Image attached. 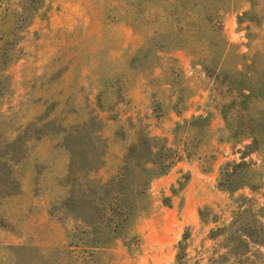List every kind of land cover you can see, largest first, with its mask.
Masks as SVG:
<instances>
[{"label": "rangeland", "instance_id": "obj_1", "mask_svg": "<svg viewBox=\"0 0 264 264\" xmlns=\"http://www.w3.org/2000/svg\"><path fill=\"white\" fill-rule=\"evenodd\" d=\"M71 1L75 0H0V264H160L169 257L174 264H264V245H253L246 256L228 248L232 224L249 208L248 201L264 207V146L259 154H252L245 149L250 139L229 141L241 115L229 107L226 112L232 125H226L221 106L234 93L216 72L242 70L256 56L250 77L255 85L262 83L264 90V0H77L83 1L85 14H79L74 29L66 31L53 19ZM197 1L204 6H193ZM202 15H212V19L200 22ZM63 33H105L109 39L104 35L64 41ZM66 43L72 48L67 49ZM178 51L187 52L206 77L199 70L187 76L169 57ZM210 66L213 73L207 75L205 69ZM157 70L163 72L154 78V85L166 97L172 93L165 86L172 83L180 111L190 98L209 92L206 120L179 126L176 137L178 145L186 144L188 156L201 160L208 182L215 180L214 188L212 184L208 188L211 195L168 197L158 188V178L149 190L150 213L136 229L139 241L127 242V246L119 241L94 255L78 249L77 263H70L66 250L75 230L66 233L50 224L42 226L38 218L42 210L57 216L65 211L53 199L72 195V188L88 193L81 176L69 169L71 157L66 148L74 150L78 170L85 163L78 152L90 147L91 136L102 152L105 146L111 147L119 150L122 159L128 149L123 145L126 134L116 125L105 129L107 123L95 114L90 96L100 85L124 81L133 85L139 74ZM90 78L96 86H85L89 88L85 94L79 87ZM115 96V91L106 89L102 106L112 108ZM261 110L264 100L252 103L251 114ZM212 123L218 127L215 134L208 128ZM139 133L148 135L143 128ZM212 138L224 147L205 148L204 143ZM170 150L176 164L180 156ZM242 161L252 164L255 175L250 181L255 189L221 190L223 169ZM101 163L97 160L94 166ZM189 178V174L182 175L176 194ZM174 197L177 211L197 218L200 227H186L181 240L170 242L171 246L157 219L164 208L172 207ZM57 252L60 255H54Z\"/></svg>", "mask_w": 264, "mask_h": 264}, {"label": "trees", "instance_id": "obj_2", "mask_svg": "<svg viewBox=\"0 0 264 264\" xmlns=\"http://www.w3.org/2000/svg\"><path fill=\"white\" fill-rule=\"evenodd\" d=\"M197 3L193 6H204L203 3ZM210 19L212 15H202L198 21ZM249 62L242 66V70L216 71L217 78H224L230 91L234 93L231 100L221 106L220 112L226 125L231 127L232 123H229L226 109L236 108L241 116L237 119L235 126L237 130L232 133L229 141L242 142L243 138L250 139L251 143L245 146V149L252 154H259L264 146V110L253 115L251 105L258 100H264V90L262 83L258 82L255 85L250 77L257 63L256 56L249 58ZM213 68L210 66L205 69L207 75L213 73ZM261 80L264 81V77ZM205 120L203 117H196L188 124L193 125ZM89 144V148L85 147L78 152V155H84L85 160L79 170L74 150L66 148L71 157L69 169L78 178L81 176L82 184L88 191L79 192L72 188L69 191L72 195H66L59 201L68 215L79 222L75 232L70 236V249L66 250L70 263H77L78 249L94 255L95 250L110 248L119 241L124 242L126 246L127 242L139 241L137 226L140 220L150 213L152 206L150 186L154 180L165 176L175 165L170 158L171 150L164 140L156 141L149 135L138 133L128 146L116 173L106 183H100L91 177L103 166L107 146L102 152L98 140L93 136ZM97 160L102 161L98 168L94 166ZM254 175L251 163L246 161L229 163L221 173L219 188L227 192H236L243 188L254 190L255 185L250 181ZM179 185L181 186V183ZM172 192L176 193V190L172 189ZM248 202L249 208L240 212L232 224L228 245V248L243 252V256L250 252L253 245H264L262 222L264 207L257 208L253 201ZM54 255H60V252Z\"/></svg>", "mask_w": 264, "mask_h": 264}, {"label": "crops", "instance_id": "obj_3", "mask_svg": "<svg viewBox=\"0 0 264 264\" xmlns=\"http://www.w3.org/2000/svg\"><path fill=\"white\" fill-rule=\"evenodd\" d=\"M91 1L99 2V0ZM100 1L104 2V0ZM83 5V1H71L67 4L66 8L68 9H64V11L55 16L53 20L57 19V25L62 29L66 31L73 30L74 25L79 21V14H82L81 17L85 14L82 7ZM236 17L237 15H235V18ZM104 35L109 39L107 37L108 35L105 33H63L64 41L81 37L85 40L100 39ZM64 46H66L67 49L72 48L70 43H66ZM169 57L178 63V66L184 70L187 76H192L199 70L203 77H206L201 66L194 65L193 58L187 52L178 51L177 53L170 54ZM162 72V70H157L153 74H139L138 80L133 85H130L129 82L125 83V81L120 84L108 85V87L100 85L98 87L99 91H95V95L93 96L92 94V96H90L91 101H89V103L93 108H96L95 114H99L108 124H106L105 129H109L110 125H116L118 129L126 134L125 139L123 140V145L129 146L133 142V137L135 138L143 128L145 133L150 137L164 140L170 149L177 150L180 157L176 164L168 174L159 178L157 183L160 191H163L166 196L211 195L212 191L208 188L211 184L212 188H214L215 180L208 182L210 178H208L207 173L204 172L201 160L196 156H188L186 152V144L182 142L178 145L176 137V130L179 126L191 122L196 117L206 118L210 114L208 110L209 92H204L202 96L198 95L190 98L188 106L180 111L178 109V98L173 91L175 86L172 83H167L165 87L172 94L164 97L162 91L154 85V78L160 76ZM89 85H91L90 89H93L96 86V83L93 82V78H90L88 82L86 81L83 85H80V91H84L86 94L89 88L85 86ZM106 89L115 91L116 93L115 104L110 109L102 106V93ZM21 99H23V97ZM215 116L216 119H219L220 117L218 112H216ZM27 122H29V118ZM130 123H132L133 126L128 127ZM208 128L211 134H215L218 127L216 126V123H212ZM102 135L104 138L111 140V137L105 135L104 132ZM42 141L44 142L45 140L42 139ZM204 147L221 149L224 147V144L220 143L216 138H212L210 141L204 143ZM121 156L119 150L115 151L111 147L107 148L103 166L97 172L92 174L91 179L96 182L106 183L116 173L117 167L121 162ZM67 170L68 167H66V173ZM216 171L217 167H215L214 173H216ZM183 174H189V180L185 187L179 191V194L173 193L172 189H178V184ZM64 197L65 195L58 196L53 199V201H60V198ZM175 200L176 197H174L171 202L172 207L164 208L163 212L159 215L160 217L157 219L158 228L163 233H166V237L169 239V244H171L170 242L176 243L178 240H181L182 231L186 227H194L195 229L200 227L197 218L188 217L184 212L177 211L178 203ZM57 214L58 213H51L50 211L45 210L43 212L42 210L41 215L38 217L40 219L39 223L42 226L50 224L62 228L66 233L76 229L79 222L74 217L68 215L66 211L61 212L59 216H57ZM178 214L181 216V219L175 221ZM137 227L139 228V225ZM172 233L173 238H171ZM69 244L70 243H68L67 246ZM171 246H173V244H171ZM101 250L105 249H98L95 250V252ZM174 261L173 258L169 257L162 259L159 263L174 264Z\"/></svg>", "mask_w": 264, "mask_h": 264}]
</instances>
